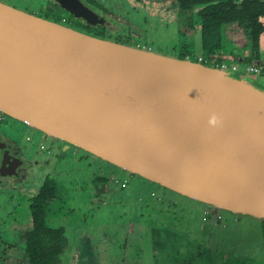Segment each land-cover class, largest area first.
<instances>
[{
  "label": "water",
  "instance_id": "95a60500",
  "mask_svg": "<svg viewBox=\"0 0 264 264\" xmlns=\"http://www.w3.org/2000/svg\"><path fill=\"white\" fill-rule=\"evenodd\" d=\"M56 1L90 25L107 23L83 0ZM0 110L264 221V74L105 38L0 0Z\"/></svg>",
  "mask_w": 264,
  "mask_h": 264
},
{
  "label": "rangeland",
  "instance_id": "374dc122",
  "mask_svg": "<svg viewBox=\"0 0 264 264\" xmlns=\"http://www.w3.org/2000/svg\"><path fill=\"white\" fill-rule=\"evenodd\" d=\"M1 1L63 24H76L81 30L85 25L65 9L50 7L51 0ZM83 1L107 18L105 38L194 60L207 54L199 38L200 19L195 17L197 28L193 33L183 34L179 12L168 0H97L108 12L91 0ZM101 28L92 26L90 30L96 34ZM224 52L242 54L229 47ZM234 64L239 71L247 72L246 63L228 56L227 67ZM0 127L18 136L15 138L24 156L34 163L30 182L17 184L10 179L8 186L0 184V250L4 264H29L25 233L32 227L30 198L47 178L59 186L48 224L64 227L67 236L60 264H155L153 240L158 231H171L174 237L164 240L178 242L183 252L197 244L217 262L264 264V221L224 209L206 216L205 211L213 209L211 205L93 157L75 145L46 137L23 121L8 116ZM97 179L109 181L113 191H100ZM125 179L128 182L123 185ZM9 184L15 187L8 189ZM165 256L161 257L163 262Z\"/></svg>",
  "mask_w": 264,
  "mask_h": 264
},
{
  "label": "trees",
  "instance_id": "16d2710c",
  "mask_svg": "<svg viewBox=\"0 0 264 264\" xmlns=\"http://www.w3.org/2000/svg\"><path fill=\"white\" fill-rule=\"evenodd\" d=\"M104 11L108 9L97 0ZM179 12L183 34L193 33L197 24L195 17L200 19L201 39L206 56L217 54L219 60L227 61L228 56L238 53L224 52L227 47L240 50L243 63H253L261 58V38L264 34V0H168ZM89 31L90 27L88 26ZM182 34V33H181ZM96 35L106 37L105 28L98 29ZM108 38V37H107ZM120 41V39H119ZM234 56V57H235ZM181 57H187L181 56ZM259 62V63H260ZM258 63V62H257ZM261 65V64H260ZM215 66V65H211ZM59 196V187L55 180L47 178L38 195L31 203L32 228L25 234L26 250L29 264H60L67 240L64 227L48 224L49 208L53 200ZM163 231L154 237L155 264H198L204 257L200 251L190 250L186 256L175 253L170 248V239L164 240ZM170 233L168 234V236ZM0 264H4L1 257ZM166 255L161 262L162 255ZM174 258L173 262L169 259ZM210 264L213 263L210 256Z\"/></svg>",
  "mask_w": 264,
  "mask_h": 264
},
{
  "label": "flooded vegetation",
  "instance_id": "af4514ba",
  "mask_svg": "<svg viewBox=\"0 0 264 264\" xmlns=\"http://www.w3.org/2000/svg\"><path fill=\"white\" fill-rule=\"evenodd\" d=\"M51 1H53V4H48L50 7H54V8H56L57 6L58 7H61L60 6V4L56 1V0H51ZM62 8V7H61ZM63 9V8H62ZM70 13V12H69ZM71 14V13H70ZM72 16H74L73 14H71ZM74 17H76V16H74ZM76 19L78 20V21H84L85 22V20L82 18V17H76ZM53 20H55V19H53ZM56 21H59V20H56ZM64 21V20H63ZM71 23H73V22H71ZM69 24V23H68ZM69 25H71V24H69ZM73 25H75L76 27H78V28H80L78 25H76V24H73ZM87 26V27H86ZM88 26H94V25H90V24H88L87 22H85V25L83 26V30L84 31H86V30H88L89 29V27ZM97 27V26H96ZM90 32H92V30L90 31ZM0 112H2L1 110H0ZM3 113V120L0 122V124L1 123H4L5 121H7V118H8V116L9 115H7L6 113H4V112H2ZM13 118V117H12ZM15 119V118H14ZM16 120H18V119H16ZM21 121V120H20ZM16 124H19L18 122H15ZM31 127H33V126H31ZM33 128H35V127H33ZM35 129H37V128H35ZM39 130V129H38ZM41 131V130H40ZM22 132V131H21ZM20 132V133H21ZM41 133H43L44 134V136H51V137H53L52 135H50V134H48V133H46V132H43V131H41ZM15 137H18V136H13V133H11L10 131H6V130H4V129H2L1 127H0V184L2 185V187H5V186H8V182H9V180L11 179L12 181H14L15 183H17V184H20L22 181H24V180H27V183L28 182H30V179L28 178L29 177V172H30V170L34 167L33 165H34V163L33 162H31L29 159H27L25 156H24V154H23V152H22V150H21V148H20V146H19V143H18V141H17V139L15 138ZM53 138H56V137H53ZM56 139H59V137L58 138H56ZM59 140H61V141H64V142H67V141H65V140H62V139H59ZM67 143H69V142H67ZM69 144H71V143H69ZM73 145V144H72ZM89 153V152H88ZM91 155H93V157H97V158H100V157H98V156H96V155H94V154H92V153H90ZM101 159V158H100ZM108 162V161H107ZM109 163H111V162H109ZM113 164V163H112ZM117 166V165H116ZM118 167V166H117ZM127 171V170H126ZM128 172H130V171H128ZM132 173V172H131ZM54 180V179H53ZM115 181V180H114ZM121 181V180H120ZM128 182V180L127 179H125L124 180V183H123V185L125 184V183H127ZM96 183L99 185V190L100 191H102V192H104V188H106L107 189V191H113V186L111 185V183H109V181H107L106 179H97L96 180ZM115 183V182H114ZM116 183H118V182H116ZM115 183V184H116ZM43 184H44V182H43ZM42 184V185H43ZM9 185H11V187L10 188H8V189H13L14 187H15V184H9ZM42 185L39 187V189H38V191L36 192V194H34L31 198H30V203H29V209H30V211L29 212H31V203H32V200H33V198H35L37 195H38V193L40 192V189H41V187H42ZM59 187V186H58ZM56 200V199H55ZM53 202H55L54 200H53ZM52 202V203H53ZM52 203H51V205H52ZM51 205H50V207H51ZM212 206V205H211ZM213 207V209H209V210H206L205 211V214H206V216H210V215H212V212H215V210H217V211H219L220 209H218V208H216V207H214V206H212ZM49 210H50V208H49ZM50 212V211H49ZM220 212V211H219ZM48 216H49V214H48ZM30 217H31V213H30ZM31 220H32V218H31ZM217 220H218V218H217ZM55 227V226H54ZM59 227H62V226H59ZM32 228V227H31ZM28 231V230H27ZM26 231V232H27ZM163 234H164V236H165V234H166V237H163L164 239L165 238H168V237H172L173 235H172V232L171 231H168V232H165V231H163L162 232ZM170 233V235L168 236V234ZM26 234V233H25ZM65 235H66V230H65ZM174 237V236H173ZM66 240H67V236H66ZM170 245V248H171V251L173 250L175 253L177 252V249L179 250V254L180 255H183V256H186L188 253H190V250H195V251H200V252H204L203 253V255H204V257H202L200 260H199V262H198V264H210V262H209V258H208V256H210V258L212 259V262L213 263H218V264H225V263H223V262H217V261H215L214 260V257H212L211 255H210V253H209V251H207L203 246H200V245H197V244H191V246H188V248H187V251L186 252H183L182 250H181V247H180V244H178V242H174V241H170V243H169ZM66 245H67V243H66ZM66 247V246H65ZM153 249H154V242H153ZM63 254V253H62ZM62 256V255H61ZM165 258H166V256H165ZM162 260V259H161ZM166 260H168L167 258H166ZM154 261H155V259H154ZM174 261V258H172V259H169V262L171 263V262H173ZM161 262H163V261H161ZM227 264V263H226ZM233 264H235V263H233ZM244 264H246V263H244ZM248 264H251V263H248Z\"/></svg>",
  "mask_w": 264,
  "mask_h": 264
},
{
  "label": "built area",
  "instance_id": "2783aa9c",
  "mask_svg": "<svg viewBox=\"0 0 264 264\" xmlns=\"http://www.w3.org/2000/svg\"><path fill=\"white\" fill-rule=\"evenodd\" d=\"M138 46H141L140 44H137ZM145 47V46H144ZM150 49V48H149ZM198 61L204 62L208 65H215L217 67H227L225 60H219L217 54L212 56H206L205 54H201L198 57ZM233 69L239 70L236 66V64L231 67ZM246 71L252 72V73H261L264 74V65L260 64H253V63H246ZM3 120V113L0 112V122ZM221 215H219V218Z\"/></svg>",
  "mask_w": 264,
  "mask_h": 264
},
{
  "label": "crops",
  "instance_id": "0c3cea01",
  "mask_svg": "<svg viewBox=\"0 0 264 264\" xmlns=\"http://www.w3.org/2000/svg\"><path fill=\"white\" fill-rule=\"evenodd\" d=\"M199 38H201V35L199 36ZM262 53H263V55H262ZM238 55H236L235 57L234 56H230V58H233L234 61H242L241 60L242 56L241 55L238 56ZM260 60H261V62L260 61H256V64L264 65V34L262 35V38H261V58H260Z\"/></svg>",
  "mask_w": 264,
  "mask_h": 264
},
{
  "label": "clouds",
  "instance_id": "9594fccd",
  "mask_svg": "<svg viewBox=\"0 0 264 264\" xmlns=\"http://www.w3.org/2000/svg\"><path fill=\"white\" fill-rule=\"evenodd\" d=\"M215 121H213V123H214Z\"/></svg>",
  "mask_w": 264,
  "mask_h": 264
}]
</instances>
